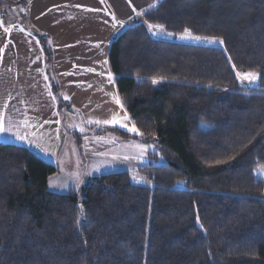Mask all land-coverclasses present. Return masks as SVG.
<instances>
[{
  "label": "trees",
  "instance_id": "trees-1",
  "mask_svg": "<svg viewBox=\"0 0 264 264\" xmlns=\"http://www.w3.org/2000/svg\"><path fill=\"white\" fill-rule=\"evenodd\" d=\"M145 20L223 45L157 39L144 23L112 43L139 134L90 129L154 146L146 184L121 171L54 193L52 164L0 142V264H264V0H165ZM249 72L256 88L237 78Z\"/></svg>",
  "mask_w": 264,
  "mask_h": 264
},
{
  "label": "crops",
  "instance_id": "crops-1",
  "mask_svg": "<svg viewBox=\"0 0 264 264\" xmlns=\"http://www.w3.org/2000/svg\"><path fill=\"white\" fill-rule=\"evenodd\" d=\"M164 1L0 0V127L5 129L0 142L25 147L52 164L57 173L50 183L60 178L69 192L90 178L126 170L115 165L119 157L112 164L99 160L98 156L115 153L117 143L111 134L98 136L90 127L137 134L118 96L109 52L130 21L145 23L150 30L145 15ZM35 33L47 37L51 62ZM51 77L71 108L58 107ZM69 129L92 136L94 143L102 139L108 143L90 152L85 139L78 146Z\"/></svg>",
  "mask_w": 264,
  "mask_h": 264
},
{
  "label": "rangeland",
  "instance_id": "rangeland-1",
  "mask_svg": "<svg viewBox=\"0 0 264 264\" xmlns=\"http://www.w3.org/2000/svg\"><path fill=\"white\" fill-rule=\"evenodd\" d=\"M135 21H137V20H135ZM138 24H140V23H138ZM149 31L152 34V36L159 37L157 39L166 38V37H164L165 34L163 35V32H165V31L161 27L156 28V29L150 28ZM181 36H183V35H179V37L178 38L176 37L175 39H164V40H176V41L182 42V43L204 44V45L220 46V47L223 46L222 43H220L217 40H215L216 42H214V43L205 42L203 39H201V41L198 42L197 40L191 39V38L181 39ZM241 83H242V85H244L245 87H248V88H256L258 86V80L256 83H251V84L248 83L247 81H244ZM136 131H137V129H136ZM136 133H137L136 135L139 134L138 131ZM83 139H85L86 144L88 146V151H90V152H93L96 148H99L100 146H104L106 143H108L107 142L108 139H102V141H100V142L96 141L94 143V141L92 140L93 139L92 136H86V137L83 136ZM112 139H113V142L117 143L116 147H114V149H116V150H114L115 153H113V151H112L108 156H98L99 160H101V158H103V159H105L104 163L107 162L108 164H112L111 162L114 159H116L117 157H119L120 162L115 161V162H117L115 165L116 166L118 165L119 168L120 167L125 168L126 170H124V171L129 170L128 172H130V174L132 175L134 182L139 183V184H146V179L143 176H140V174L138 173V169L146 166L150 162L149 154L151 152H157L156 148L152 145H146V144H143V143L135 141V140L126 141L124 139H121L118 136L112 135ZM98 163H101V161ZM66 185L67 184H64V180H61L60 178H53L50 185H49L50 186L49 188L54 193L67 194L70 189L68 186L66 187Z\"/></svg>",
  "mask_w": 264,
  "mask_h": 264
},
{
  "label": "snow or ice",
  "instance_id": "snow-or-ice-1",
  "mask_svg": "<svg viewBox=\"0 0 264 264\" xmlns=\"http://www.w3.org/2000/svg\"><path fill=\"white\" fill-rule=\"evenodd\" d=\"M150 28L152 27L151 25L149 26ZM186 38H191V39H195L198 42L201 41V39H203L205 42H209V43H214L216 42L214 39H209V38H201V37H193L190 33V31L188 29H185V34L183 36H181V39H186ZM220 43H222V41H220ZM237 78L241 80V82L247 81L248 83H256L257 80L260 78L258 74L256 73H237ZM111 79V77H110ZM156 81H154L155 83ZM117 103H119V100L116 101ZM113 122H118L116 120V118L114 117V121ZM123 126V125H122ZM132 131H135V129H130ZM5 131V129L3 127H0V132Z\"/></svg>",
  "mask_w": 264,
  "mask_h": 264
},
{
  "label": "built area",
  "instance_id": "built-area-1",
  "mask_svg": "<svg viewBox=\"0 0 264 264\" xmlns=\"http://www.w3.org/2000/svg\"><path fill=\"white\" fill-rule=\"evenodd\" d=\"M17 2H22V3H30L32 0H15ZM130 27H134L136 25H138V21L132 20L129 23Z\"/></svg>",
  "mask_w": 264,
  "mask_h": 264
},
{
  "label": "water",
  "instance_id": "water-1",
  "mask_svg": "<svg viewBox=\"0 0 264 264\" xmlns=\"http://www.w3.org/2000/svg\"><path fill=\"white\" fill-rule=\"evenodd\" d=\"M18 19L21 23H23V20L21 19V17L18 15Z\"/></svg>",
  "mask_w": 264,
  "mask_h": 264
}]
</instances>
